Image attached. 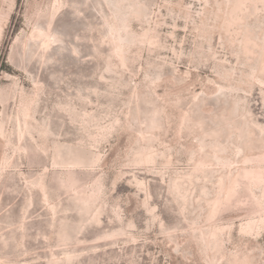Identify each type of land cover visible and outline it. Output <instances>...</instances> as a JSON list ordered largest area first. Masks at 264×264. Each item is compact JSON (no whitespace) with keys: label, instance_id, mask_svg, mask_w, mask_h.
<instances>
[{"label":"rangeland","instance_id":"rangeland-1","mask_svg":"<svg viewBox=\"0 0 264 264\" xmlns=\"http://www.w3.org/2000/svg\"><path fill=\"white\" fill-rule=\"evenodd\" d=\"M0 264H264V0H0Z\"/></svg>","mask_w":264,"mask_h":264}]
</instances>
